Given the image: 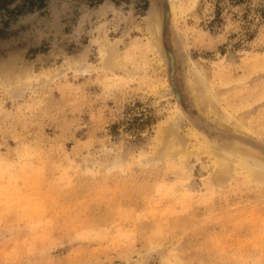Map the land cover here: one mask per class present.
Returning a JSON list of instances; mask_svg holds the SVG:
<instances>
[{"label": "rangeland", "instance_id": "374dc122", "mask_svg": "<svg viewBox=\"0 0 264 264\" xmlns=\"http://www.w3.org/2000/svg\"><path fill=\"white\" fill-rule=\"evenodd\" d=\"M236 148L264 160V0H0V264H264V179L210 182Z\"/></svg>", "mask_w": 264, "mask_h": 264}, {"label": "bare ground", "instance_id": "6f19581e", "mask_svg": "<svg viewBox=\"0 0 264 264\" xmlns=\"http://www.w3.org/2000/svg\"><path fill=\"white\" fill-rule=\"evenodd\" d=\"M148 18V30L151 37V45L153 48L159 47L158 37L160 32L159 25V16L154 8H151ZM117 52L114 45H110L106 41H104L101 45L100 49V57L104 67L110 66L116 56ZM78 70L77 68H74ZM172 70V69H171ZM205 71L202 69H198L195 71V83H193L194 87V97L196 104L199 110L202 113L210 114L213 113L215 115V119L220 126H227L231 124V118L228 116H224L219 113L216 108L217 102L215 101L216 95L218 92H214L208 86V83L205 82ZM56 74H49L47 76L48 80H51ZM181 116V113H178ZM243 122L237 124L238 130L243 132L248 130L246 120H242ZM159 137V145L162 146L163 150L162 154H166L167 152H171L169 157L173 158V155L177 152L178 145L180 144L177 141L174 133L171 128H166ZM174 136V137H173ZM180 150V148L178 149ZM158 153V152H157ZM159 154V153H158ZM163 155V156H164ZM159 156V155H158ZM219 159L216 160L215 167L216 171L212 180L210 181L212 184V188L222 189L224 186L228 185L230 180L236 176L239 168L246 169V176L253 179V181L263 182L264 179V160L260 157L256 156L252 151H243L239 148H236L234 152H226L222 151L219 154ZM157 157V155H156ZM235 165V170L231 169ZM233 174V175H232ZM189 208V207H188ZM187 209V208H186ZM178 213V212H177Z\"/></svg>", "mask_w": 264, "mask_h": 264}]
</instances>
